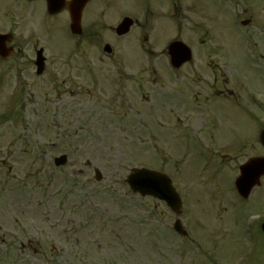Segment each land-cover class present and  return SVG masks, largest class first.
<instances>
[{
	"label": "rangeland",
	"instance_id": "374dc122",
	"mask_svg": "<svg viewBox=\"0 0 264 264\" xmlns=\"http://www.w3.org/2000/svg\"><path fill=\"white\" fill-rule=\"evenodd\" d=\"M226 1V12L219 10L224 0H214L215 12L202 0L189 9L179 1L178 7L189 12L175 30L193 42L201 76L194 93L211 94L214 84L215 99L241 103L213 102L224 115L218 139H239L242 144L231 152L216 151L215 146L216 162L227 153L224 160L232 167L261 153L255 141L264 126V0ZM172 2L163 10L166 15L173 12ZM11 6V12L0 13V23L15 32L25 55L0 64V264H212V249L222 264H245L242 247L249 249V244L241 232L242 209L230 212L236 209L229 206V198L236 197L229 189L227 168L213 175L212 187L199 185L194 175L197 154L189 150L184 155L194 143L177 128L180 109L171 115L165 104L174 100L158 97L170 88L144 80L148 66L158 74L165 69L168 43H143L148 29H136V37L132 32L122 39L109 33L136 55L123 60L129 61L125 69H134L135 83L130 92L117 93L110 70L123 59L125 48L113 41L115 55L104 53L108 30L87 29L83 46L89 65L79 69L64 64L70 52L65 55L57 48L63 46L60 34L55 39L37 30L31 20L23 23L18 5ZM246 19L251 20L248 25H237ZM33 20L39 25L38 18ZM208 30L213 37L201 44ZM37 45L45 46L50 58L40 77L30 61ZM72 53L78 59L77 50ZM72 83L74 91H59L60 85L69 89ZM64 153L68 163L55 166L54 158ZM135 166L162 170L175 180L184 196L179 217L188 237L173 230L177 215L163 201L129 188L124 178ZM96 167L103 174L100 181ZM251 198L264 199V183ZM257 245V251L247 253L246 264L264 262L262 237ZM218 261L213 259L214 264Z\"/></svg>",
	"mask_w": 264,
	"mask_h": 264
},
{
	"label": "water",
	"instance_id": "95a60500",
	"mask_svg": "<svg viewBox=\"0 0 264 264\" xmlns=\"http://www.w3.org/2000/svg\"><path fill=\"white\" fill-rule=\"evenodd\" d=\"M77 18V23H78ZM129 22L126 23L128 25ZM74 28V26H73ZM76 29V28H75ZM3 36H0V51L3 55H7L11 52L8 48L3 45ZM173 53V61L178 62L180 64L182 60L185 59L189 55V51L184 49L183 47H171ZM182 57V58H181ZM178 59V60H175ZM262 141L264 143V130L262 132ZM66 161V156H62L61 158H57V164L64 163ZM256 160H252L248 165L242 168L243 175L239 178V190L243 194H247L250 191L251 186L255 185L256 181L258 182V175L256 178L252 179L248 177L249 171H247L248 167L255 164ZM255 166V165H254ZM254 166L250 167L253 168ZM256 167V166H255ZM98 178H101V174L97 170ZM127 182L131 185V187L135 191H139L143 195H154L161 199L167 201V203L171 206V208L175 211H179L181 200L179 194L176 192L174 186L172 185L171 179L162 173H159L154 170L147 169H139L135 168L133 172L128 176ZM175 228L181 233H185L182 229L179 221L175 223Z\"/></svg>",
	"mask_w": 264,
	"mask_h": 264
},
{
	"label": "flooded vegetation",
	"instance_id": "af4514ba",
	"mask_svg": "<svg viewBox=\"0 0 264 264\" xmlns=\"http://www.w3.org/2000/svg\"><path fill=\"white\" fill-rule=\"evenodd\" d=\"M162 2V0H160V3ZM91 7H95L96 11H100V10H112V11H128V12H133V13H145V12H153L152 10V0H89L88 3L86 4L84 10H83V20L86 17V12L88 10V8ZM94 10V9H93ZM65 12H69L68 10H64ZM191 119V118H188ZM209 141L211 142L212 145H216V151H225L228 150L229 152L233 151V150H237V149H241L242 148V144H240L239 142L238 145L236 144V142L231 143L229 140H223V141H217V139L214 136H210ZM229 141V142H228ZM261 146V145H260ZM262 147V146H261ZM261 153L255 155V156H260L263 153L262 148H259ZM227 151V152H228ZM222 158L224 159L226 156H228V154H223L221 155ZM262 156V155H261ZM241 157H243L241 155ZM225 161V160H224ZM226 167H229L230 165H228V163H225ZM237 165L239 166V164H235V166H230L229 168H237ZM224 166V165H223ZM213 177H211L212 179ZM210 179V181H211Z\"/></svg>",
	"mask_w": 264,
	"mask_h": 264
}]
</instances>
